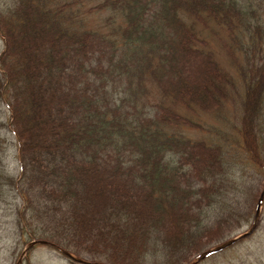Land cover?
<instances>
[{"label":"trees","instance_id":"trees-1","mask_svg":"<svg viewBox=\"0 0 264 264\" xmlns=\"http://www.w3.org/2000/svg\"><path fill=\"white\" fill-rule=\"evenodd\" d=\"M258 8L264 0H0V102L21 167L13 178L0 162V195L19 187L21 231L92 263L190 264L240 223L237 198L255 212L258 187L238 174L247 165L179 135L203 128L177 107L210 115L237 93L185 18L223 27L244 83L236 151L264 185ZM91 12L117 13L123 24L89 29Z\"/></svg>","mask_w":264,"mask_h":264},{"label":"rangeland","instance_id":"rangeland-1","mask_svg":"<svg viewBox=\"0 0 264 264\" xmlns=\"http://www.w3.org/2000/svg\"><path fill=\"white\" fill-rule=\"evenodd\" d=\"M258 10L264 20V10L260 8H258ZM85 21L86 27L89 29L112 30L118 27L119 24H123L119 15L112 12H91L86 14ZM185 21L189 27H192L197 32L201 40L207 41V50L215 55L222 69L235 77L237 81V93H231L228 102L219 112L216 111L210 115L202 114V112L193 114L187 109H183V106L177 107L185 117L200 124L203 128L202 130L182 129L179 130V135L196 142H205L209 145H219L225 148L231 162L235 159L237 161L238 158L240 165H247L246 169L238 174L243 176L242 180L243 182L245 181L248 188L258 187L256 189L257 193L260 195L264 190V185L261 183L259 184V182H254V173L250 171L252 165L246 161L241 152L236 151V142L239 138L237 127H240L239 121L242 113L241 103L244 99V83L239 77L240 74L236 67L237 61L235 63L232 60L233 58L229 55L232 50H235L233 44L230 41L227 31L217 24L208 23L207 26H205L187 17ZM199 48H202V46H199ZM4 50L5 41L0 33V56L3 54ZM234 54L240 59V54L237 50H235ZM240 63H242V60ZM189 69H196L195 72H198L200 71V66H198V62L191 61ZM152 94L153 100L156 102L159 101L158 94L156 92H152ZM9 118L10 112L6 103L0 102V122L3 123V125L5 124L4 128L0 130V138L4 140L2 149H0V162L7 175L13 178H19L21 167L18 159V142L15 134L9 128ZM242 180L240 179L238 181L242 182ZM3 194L5 199L1 198L2 193L0 195V264H19L24 251L28 245L31 244L33 239L29 237L30 234L27 229L25 235V232L23 230L21 231L19 226V221H22L21 213L25 207L19 195V187L10 188L7 190V193L4 192ZM251 194L250 192L248 197ZM241 199L242 200L236 199V201L240 202V205L237 206L234 203L231 205L232 208L237 210L236 215L241 225L237 227L239 224L234 222L231 229L225 228L224 234L226 238L220 242V244L248 232L253 224L256 211L253 213L249 212L250 215L248 216L247 214L249 213L247 212L250 210L248 204H245V199L243 197ZM251 200L252 199L248 201ZM216 216L218 218L215 219L220 220L223 218L224 212L220 209L216 213ZM244 216L249 220L248 223ZM30 252L31 264H73L68 258L55 251L51 246H36L27 253L26 257ZM26 257L23 260V264H26ZM83 259L87 262H91L90 258L86 256L83 257ZM196 259L197 257L194 258L192 262ZM214 261V264H264V204L261 211L260 223L255 233L248 239L240 241L232 246L227 252L217 254L214 257ZM201 264L213 263L211 260H206Z\"/></svg>","mask_w":264,"mask_h":264},{"label":"water","instance_id":"water-1","mask_svg":"<svg viewBox=\"0 0 264 264\" xmlns=\"http://www.w3.org/2000/svg\"><path fill=\"white\" fill-rule=\"evenodd\" d=\"M263 202H264V190L261 194V197H260V200H259V203H258V207H257V213H256V217H255V220H254V223L251 227V229L235 238V239H232L230 241H227L225 242L224 244L216 247V248H213L211 250H208L206 251L205 253L201 254L194 262H192L191 264H200L202 261H204L205 259H207L208 257L214 255V254H217V253H220L222 251H224L225 249H227L228 247L232 246L233 244L237 243L238 241L250 236L251 234H253V232L256 230V228L258 227V224H259V220H260V214H261V208H262V205H263ZM37 245H49L48 243L46 242H42V241H36V242H33L32 244H30L28 246V248L25 250L24 254H23V257L22 259L19 261V264H22V260L24 258V256L26 255V253L33 247L37 246ZM67 257H69L70 259H72L73 261L79 263V264H91L87 261H84L82 259H79V258H76L72 255H70L69 253H66V252H63ZM94 264H99V263H94Z\"/></svg>","mask_w":264,"mask_h":264}]
</instances>
